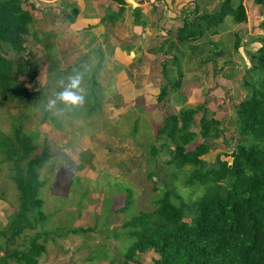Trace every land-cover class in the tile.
<instances>
[{
    "label": "rangeland",
    "instance_id": "374dc122",
    "mask_svg": "<svg viewBox=\"0 0 264 264\" xmlns=\"http://www.w3.org/2000/svg\"><path fill=\"white\" fill-rule=\"evenodd\" d=\"M151 1L162 5L160 11L166 3ZM220 1L215 0L214 6H205L202 0L193 2L204 14L214 13ZM24 3V9L34 15L31 32L38 41L29 37L26 47L39 63V85L26 81L35 94V102L28 105L0 101V135H11L14 124H23L35 136V153H41L46 143L53 156L40 171L43 185L39 198L46 219L36 230H25L11 245L1 233L19 208L18 192L11 179L12 164L0 148V245L9 253L12 248L25 249L30 238L39 233L46 249L39 264H126L125 254L133 243L122 228L126 220L142 211H153L165 190L173 191L189 208L204 193L197 184L187 185L189 167L177 170L171 164L172 140L157 134L164 119L182 108L200 105L215 114L221 122V137L207 141L198 137L188 147L193 151L205 142L213 145L203 157L209 166H214L219 156L231 163L232 153L244 142L237 131L236 111L251 94L245 83L260 86L264 79L261 72L250 70L256 64L253 54L264 45V7L246 0L248 23L235 24L228 17L218 34L211 32L202 38L194 34L188 44L180 43L178 37L174 40L179 27L176 23L171 31L173 40H165L158 30L166 26L165 21L149 11L142 13V19H147L142 30L127 19L116 29L118 33L106 30L94 34V30L73 28L66 18L70 13L67 0L63 3L66 9L58 4V8L52 6L47 12L42 2ZM194 9L176 19L187 16L191 21ZM236 35L240 38L238 49ZM174 56L183 74L177 90L163 73V65L167 64L169 77L178 79V68L171 64ZM77 72L81 75L83 105L64 107L58 103L56 109L48 110V99L54 98L68 82L66 78ZM165 86L169 96L158 103ZM200 119L199 114L194 129L197 132ZM128 195L132 204L123 211ZM193 216L188 211L186 222L190 223ZM88 228L93 231L73 233ZM5 250L0 251V257ZM157 257L141 254L127 264H155Z\"/></svg>",
    "mask_w": 264,
    "mask_h": 264
},
{
    "label": "trees",
    "instance_id": "16d2710c",
    "mask_svg": "<svg viewBox=\"0 0 264 264\" xmlns=\"http://www.w3.org/2000/svg\"><path fill=\"white\" fill-rule=\"evenodd\" d=\"M245 1L221 0L214 13L204 14L195 5L194 19L184 22L178 30V40L189 44L194 34L201 38L211 32L218 34V28L228 17L235 24L248 23ZM251 1L264 7V0ZM24 2L0 0V101L28 105L35 102L32 100L35 94L27 88L26 81L39 85V63L35 60V53L27 51L26 47L27 38L38 40L31 32L34 15L24 9ZM116 3L127 4L126 0H116ZM66 7L70 10L66 18L73 24L80 11L74 5ZM123 11L121 8L120 12ZM235 46L236 49L240 46L237 35ZM253 61L256 64L250 70L264 74L263 44L257 54H253ZM171 64L178 68V79L169 77L167 64L163 65V73L177 90L183 79L177 56L172 58ZM260 82V86L245 83V87L251 88V94L240 102L236 111L237 131L244 142L232 153L231 163L219 156L215 165L209 166L203 157L214 146L207 142L193 151L188 150L198 137L206 141L221 137V122L207 106L182 108L179 113L164 119L157 134L172 140L171 164L177 170L189 167L187 185L197 184L204 188V193L189 208L181 197L165 190L153 211H142L126 220L122 228L133 239L125 254L126 264L146 253L158 256L155 264H264V79ZM168 96L169 88L165 86L157 98L158 103L164 102ZM199 114L197 132L194 129ZM0 148L5 159L12 164L11 179L16 184L19 203L1 236L7 244L14 245L25 230H36L46 219L39 198L43 185L40 171L53 153L46 143L41 153H35L38 150L35 136L26 131L23 124H14L11 135H0ZM127 197L123 211L132 204L131 195ZM188 211L194 213L190 223L186 222ZM92 231L90 228L76 229L73 233ZM41 238V234L36 233L30 238L28 247L12 248L11 253L0 245V251L5 250L0 264H39L46 251L40 243Z\"/></svg>",
    "mask_w": 264,
    "mask_h": 264
},
{
    "label": "crops",
    "instance_id": "0c3cea01",
    "mask_svg": "<svg viewBox=\"0 0 264 264\" xmlns=\"http://www.w3.org/2000/svg\"><path fill=\"white\" fill-rule=\"evenodd\" d=\"M38 1L44 4L43 5L44 12H47L48 10L51 11V9L53 8H58L57 7L58 4H61L62 6L63 3L65 2V0H36V2ZM161 1L164 2V0H161ZM193 1L194 0H165L166 2L165 6L161 11L160 9L162 5L158 3L153 4L151 0L150 1L149 0H126L127 4L124 6L118 5L116 3V0H90V2L87 0H82V2L81 0H67V3H68L67 5H74L80 11V14L76 22L73 23L74 25L73 28L76 31H78L79 29L82 31L94 30L92 31L94 34H101L107 30L110 33H118L116 29L121 25V22L127 19H132L133 22L135 21V23L137 24L136 29L142 30V28H145L147 25V19L146 18H145L146 20L142 19V13H145V11L146 13H148L149 11L152 14H154L153 16L160 17L165 21L166 28L163 26H159L158 30L160 31V33L163 34V37L166 36L165 40H167V37H168L172 41L173 39H172L171 31L174 27V24L176 23V25L179 26L178 29L174 32L175 34L174 40H176L178 36V30L182 28L184 24V20L188 19L187 16H183L180 21H178V19L176 18L179 17L180 15H183V13L188 14L187 12H190L189 10H192V7L195 6L196 4ZM202 1L205 2V6L215 5V0H202ZM129 3H132V4L134 3V5H131L134 8L130 6L133 10V13L130 11ZM136 3L138 7H135ZM196 6H198V4H196ZM64 7L65 6L63 5L62 8L66 9ZM144 7H149V9H144ZM121 8L124 9L123 12H120ZM140 9H144V10H140ZM213 9H217V7H214ZM159 11L160 13L157 15ZM130 13H132L131 17H129ZM53 16L58 18V16L56 15H53ZM177 21H178V24H177ZM116 22H117V25L114 27V23ZM167 22L170 23L172 26L168 25Z\"/></svg>",
    "mask_w": 264,
    "mask_h": 264
},
{
    "label": "clouds",
    "instance_id": "9594fccd",
    "mask_svg": "<svg viewBox=\"0 0 264 264\" xmlns=\"http://www.w3.org/2000/svg\"><path fill=\"white\" fill-rule=\"evenodd\" d=\"M186 20L188 19H185L184 22ZM66 79L68 82L62 86V90L57 92L54 98L48 99L46 105L48 110L56 109L58 103L64 107H78L83 105L84 94L83 89L80 87L81 75L77 72L75 75H69Z\"/></svg>",
    "mask_w": 264,
    "mask_h": 264
}]
</instances>
